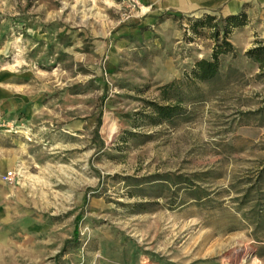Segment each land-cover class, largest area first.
Listing matches in <instances>:
<instances>
[{
  "label": "rangeland",
  "instance_id": "1",
  "mask_svg": "<svg viewBox=\"0 0 264 264\" xmlns=\"http://www.w3.org/2000/svg\"><path fill=\"white\" fill-rule=\"evenodd\" d=\"M231 14L221 75L146 116L212 55L192 22ZM257 41L264 0H0L1 94L31 135L0 130V264H264Z\"/></svg>",
  "mask_w": 264,
  "mask_h": 264
},
{
  "label": "trees",
  "instance_id": "2",
  "mask_svg": "<svg viewBox=\"0 0 264 264\" xmlns=\"http://www.w3.org/2000/svg\"><path fill=\"white\" fill-rule=\"evenodd\" d=\"M215 19L216 17L213 15H206L192 22V29L195 31L199 27L211 30V36L215 44L210 58L197 60L191 70L185 73L183 79L174 80L160 86V98L166 100L167 103L149 102L150 112L146 116L161 120L169 119L176 115L180 110L182 90L192 84L215 80L222 73V56L236 54L235 47L230 40V35L233 28L242 24L243 18L239 14H231L220 21L214 22ZM246 55L258 66L259 71L256 74V78L264 81V41H257L254 47L246 51Z\"/></svg>",
  "mask_w": 264,
  "mask_h": 264
},
{
  "label": "built area",
  "instance_id": "3",
  "mask_svg": "<svg viewBox=\"0 0 264 264\" xmlns=\"http://www.w3.org/2000/svg\"><path fill=\"white\" fill-rule=\"evenodd\" d=\"M136 0H131V2H135ZM5 130L10 133L15 134H22L24 135V138L26 140H31V135L29 134V131L23 130V124L18 121V119H9L6 117H0V130ZM6 179H12L14 178L15 174L13 171L7 172V174L4 175Z\"/></svg>",
  "mask_w": 264,
  "mask_h": 264
},
{
  "label": "crops",
  "instance_id": "4",
  "mask_svg": "<svg viewBox=\"0 0 264 264\" xmlns=\"http://www.w3.org/2000/svg\"><path fill=\"white\" fill-rule=\"evenodd\" d=\"M11 105L8 103L7 94L3 92L1 94V77H0V117L11 118L14 115H11ZM0 168H1V159H0Z\"/></svg>",
  "mask_w": 264,
  "mask_h": 264
},
{
  "label": "bare ground",
  "instance_id": "5",
  "mask_svg": "<svg viewBox=\"0 0 264 264\" xmlns=\"http://www.w3.org/2000/svg\"><path fill=\"white\" fill-rule=\"evenodd\" d=\"M247 252H248V249L247 250H245V254H247ZM242 254V250L240 251V255ZM244 254V255H245Z\"/></svg>",
  "mask_w": 264,
  "mask_h": 264
}]
</instances>
